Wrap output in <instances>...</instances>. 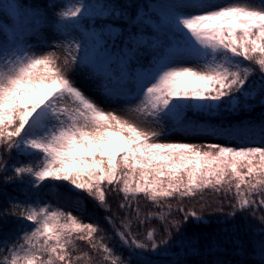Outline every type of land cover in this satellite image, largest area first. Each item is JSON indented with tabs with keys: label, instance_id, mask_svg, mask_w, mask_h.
Returning <instances> with one entry per match:
<instances>
[{
	"label": "snow or ice",
	"instance_id": "6c2138e0",
	"mask_svg": "<svg viewBox=\"0 0 264 264\" xmlns=\"http://www.w3.org/2000/svg\"><path fill=\"white\" fill-rule=\"evenodd\" d=\"M57 8L51 15L66 39L63 66L55 52L38 54L30 42ZM73 32L79 39L68 40ZM81 65L101 84L105 98L133 85L139 103L127 111L156 128L101 107L72 78L73 68ZM253 104L264 108V0H96L94 5L87 0L44 5L0 0V183H24L28 177V185L39 189L65 182V202L77 212L87 211L84 194L111 211V190L122 194L119 207L134 212L141 225L145 219L167 225V238L158 243L155 229L139 239L127 215L119 226L112 216L105 217L123 250L117 253L104 242L99 224L48 203L9 200L0 207V221L7 224L12 216L18 223L11 240L0 234V264L91 261L87 252L78 253V240L107 264H160L157 257L169 253L174 258L167 264H249L221 259L225 253L219 248L229 244L237 256H257L253 264H264V215L251 239L234 233L229 244L209 241L205 247L182 230L190 221H203L197 211L179 207L182 219L168 221L171 204L166 213L150 212L145 219L138 206L132 207L141 195L161 207V201L195 198L211 189L234 196L233 218L249 210L257 218L264 209V119L207 129L191 119L193 113L234 114ZM166 123L244 143L161 142L163 133L156 129ZM13 152L21 162L5 159ZM173 230L178 234L174 240Z\"/></svg>",
	"mask_w": 264,
	"mask_h": 264
},
{
	"label": "trees",
	"instance_id": "16d2710c",
	"mask_svg": "<svg viewBox=\"0 0 264 264\" xmlns=\"http://www.w3.org/2000/svg\"><path fill=\"white\" fill-rule=\"evenodd\" d=\"M153 1L155 0H144V3L151 4ZM87 2L94 5L96 3V0H87ZM144 62H147V58ZM259 75L260 73L257 71L256 76H253L252 79H257ZM132 94H135V89L133 85L129 84L126 89L119 93L117 96L128 98ZM191 119L195 123L199 124L201 129H207L214 126L220 127L249 123L255 125L258 124L262 119H264V108L253 104L250 110L236 112L234 114L223 110L217 112L215 116L212 114L193 113L191 115ZM198 131L203 130H184L182 128L175 127L169 132V134H172L174 132L187 134L189 132L193 133ZM239 141L238 142L241 144L244 143V141ZM5 159H7L9 163L21 162L20 158L17 157V154L15 152H13L11 156L5 154ZM22 162L28 163L30 161L25 159ZM8 175H12V173L9 172ZM28 179V177H25L24 183H20L19 181L9 185L0 183V207H7V202L9 200H16L22 203L33 201L44 202L48 203L53 208L60 207L64 211L70 210L72 206L65 202L63 196V194L67 191L65 182H54L61 184V187L59 188L55 187L54 184L49 185L48 183H46L44 187L36 189L28 185ZM105 187L106 189H108L111 186L105 185ZM84 195L87 211L85 212L81 210L83 213V217L81 220H83L84 222L99 224L104 230V242L113 247L117 253L123 250L120 248L118 240L112 232L111 225L108 224L104 219L107 216H112L113 219L116 220L117 226H119V221L121 219H124L126 215L129 216V218L133 221L131 230L134 233H139V239H144L147 231L155 229L157 232L156 239L159 243L160 240L167 238V234L164 231V228H166L167 225L156 219H145L148 213H166L167 205L171 204L172 215L167 216L168 221H171L173 219H182L183 214L177 211L179 207H183L188 211L195 210L203 216V221L195 224L190 221L188 224L184 225V228L182 230L185 231L188 236L194 237L203 242L205 247H207V243L209 241H211L214 245L218 240L229 244V237H231L234 233L238 234L245 241L251 239L252 233L258 231L262 226L258 217L264 215V209H260L256 212L257 218L254 219L251 211L249 210L243 214L238 213L235 218H233L230 213L233 211V204L235 203L234 196H232L231 194H229L228 196H224L222 194H217L209 189L205 190L202 195H198L195 198H185L181 201L179 198L174 197L168 201H161V207L154 206L151 201L147 200L142 195L137 197L134 201H132V207L135 208L138 206L140 208L142 214L141 219H145V222L141 225L139 221L136 220L134 212L129 214L126 209H121L119 207V205L124 202L122 194H117L116 192H113L111 190L107 191V205L111 209V211H105L104 208L95 206L92 199L90 197H87V194ZM220 209H222V211ZM17 223L18 222L16 221V219L12 216L7 217V224H4L3 221H0V234L7 236L11 240L17 230ZM177 236L178 234L173 230L172 239H176ZM77 244L78 253L87 252L90 256L93 257V259L91 261L83 259L76 262V264H107V262L103 261L102 254L93 252L85 241L78 240ZM219 251L225 253L220 257L221 259H228L232 261L247 260L249 264H253V262L259 259L257 256L252 255L237 256L233 252L230 244L227 249L220 247ZM170 257H172L171 253H169L168 257L160 256L157 257V259L160 261V264H167V260ZM208 258L209 257L207 253H205L203 259Z\"/></svg>",
	"mask_w": 264,
	"mask_h": 264
},
{
	"label": "rangeland",
	"instance_id": "374dc122",
	"mask_svg": "<svg viewBox=\"0 0 264 264\" xmlns=\"http://www.w3.org/2000/svg\"><path fill=\"white\" fill-rule=\"evenodd\" d=\"M27 2L30 4L35 3L38 5H44L48 3L62 4L67 2V0H27ZM230 2L231 0H218V3L220 4H227ZM52 11L58 12L60 11V9L57 8L55 10H50L48 20L44 28L41 30L40 36L32 38L30 42L32 44V50L38 54L55 52L59 57L61 66H63V59L66 53L64 52V49L61 47V45L66 43V39L61 32L57 31L55 26V18L51 15ZM72 38L79 39V33L73 32L72 36L67 37L68 40H71ZM85 42L87 43V40ZM71 75L77 85L81 87L82 90L86 92V94L90 95L105 110H114L121 117L129 121H134L141 127L150 130L156 128V126L151 122L144 123V118L140 117L137 113L127 111L128 108L135 107V105L139 103V101L135 98V95H131L129 98H105V96L103 95L101 84L98 81L90 78V69L86 65H81L79 67L73 68ZM216 114L217 113H214L212 115L215 116ZM174 128L175 126H173L171 123H166L164 124L162 129H156L158 131H162L163 133L160 137L161 142L190 143L198 146L206 145L208 143H220L231 146H238L241 144L239 143V140H234L228 137L214 136L208 131H198L193 133L189 132L187 134L174 132L172 134H169V132ZM69 211H72L73 215H77L80 219H82V211L77 212L74 207H71ZM199 258L200 257H193V259Z\"/></svg>",
	"mask_w": 264,
	"mask_h": 264
}]
</instances>
